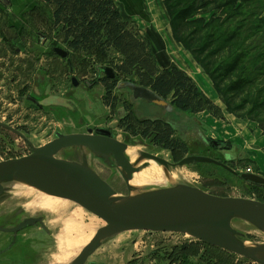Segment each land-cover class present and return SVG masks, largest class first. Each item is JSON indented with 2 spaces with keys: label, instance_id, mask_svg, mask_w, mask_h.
<instances>
[{
  "label": "rangeland",
  "instance_id": "374dc122",
  "mask_svg": "<svg viewBox=\"0 0 264 264\" xmlns=\"http://www.w3.org/2000/svg\"><path fill=\"white\" fill-rule=\"evenodd\" d=\"M35 1L41 4L43 11L41 16L36 13L33 15L36 31L47 34V38L52 44L57 45L59 43L62 45L61 35L57 33V29L51 27V21L49 20L50 8L44 5L42 0ZM209 16V12L204 15L206 19L209 18ZM34 39L35 42L33 43L35 44L39 39L38 33L35 35ZM19 45L23 48H28L26 42H24V45L21 43H19ZM24 52L23 56L15 57L12 49L8 47L7 53L4 51L0 53V122L21 129L20 131L25 134L35 146L43 145L52 140L55 131L63 133L83 132L86 126L92 128L103 127L115 133L119 140L128 142L130 139H136L139 143L136 142L133 144L139 149L156 154L169 161L176 162L184 156L189 155L190 152H195L197 148L202 147L201 145L204 144V142L207 143L206 139L208 138L230 144L231 149H226L221 152L220 150L215 151L216 149L211 146L210 148L214 150H210L209 148L204 149L203 147L202 149L207 151V153L203 155L216 160L221 159L222 156L225 158L224 155H229L231 158L228 159L229 161L227 163L237 173H245L246 170L249 169L251 173L264 175V145L253 143L256 138L258 139L260 136H264V126H260L255 121L241 119L251 123V126H249L251 136L248 138V141H237L234 139L235 136L233 134H225L223 128H220L214 122V120H223L224 115L222 112L221 117L217 118L206 111V114L208 115L209 113L212 119L210 118L208 123L205 124L199 116L198 118L191 113H178L174 110L168 112L155 104L148 103L144 99H136L137 101H133L134 98L132 99L129 89L118 88L117 95H120L119 97L132 102V105L135 104L139 113L137 116L138 118L157 117L165 118L166 120L172 119L174 121V124H172L175 132L174 136L184 143L185 150L188 152L184 154L182 151L164 149L154 144L150 138L131 136L125 133L118 125L119 120L117 115H115V111H112L111 108L107 107L102 101V96L104 95L103 86L98 85L97 82L96 67L102 66V62H118L119 58L114 52H109L106 57L100 58L102 61L98 60L99 58L97 59L95 53H90L92 55H88L76 52L77 54H74V56L78 57L81 61V65L77 64L76 72V75L82 83V89L79 90L71 89L68 81V72H65L60 65L54 63V66L60 67H55L54 69L51 68V65L50 67L44 65L46 66L44 69L46 71L45 73H48V94L51 96L49 103L44 108H37L35 106L30 107L25 105V103H21L20 101L17 103L13 102L11 96H17L16 90L21 83L27 81V85L31 87L33 85V79H36V75H38L36 73L41 70L44 71L42 68L43 65L40 66L37 63L35 54V58H33V69L28 71L29 67L27 64L32 62L27 55L28 53L26 51ZM14 64H16V66H14ZM103 65L110 66L108 64ZM18 69L22 70L19 71ZM11 76L19 79L16 84L12 85V94L9 93V89L5 86ZM133 78V76H123L119 81L124 79L128 81ZM84 82L91 84L88 91L86 89L88 86H86ZM253 130H256V132ZM29 152V146L20 137L6 129L0 128V160L20 157L27 155ZM92 164L101 177L106 179L117 192L121 194L127 193L125 182L119 170L113 164L102 161L99 158H93ZM182 169L188 174L190 184L212 194L231 196L242 195L264 199L263 186H253L247 181L239 180L232 173H229V171L220 170L215 165L201 164L196 170L191 168ZM9 197L10 196L6 197L5 201L0 204L1 210L6 211L8 207H14L15 215L18 218L22 216H31L30 208L25 209L28 203L13 204L9 201ZM69 206L73 209L79 208L78 212L80 216L85 217V222H88L87 219L90 217H96L73 202L69 204ZM20 209H23V211H20ZM52 216H54V218ZM56 217L55 214H49L46 222L49 224L55 223L57 221ZM89 225H91V228L93 227V233L94 229L99 227L95 223ZM59 229V226L55 227L56 232L60 231ZM88 234L87 232L83 239L89 237ZM0 235L2 236L1 240L5 241L6 235L1 233ZM51 235L52 232L49 235L38 227H28L23 231L22 239L28 242L22 244H27L30 249L28 247L25 248L27 250H32L37 255L32 264H40L42 257L46 258V255L53 252L54 241ZM247 237L255 242L263 241L262 237L252 233L247 234ZM113 238L115 239L112 241L109 248H107L105 244L112 238L105 241L90 256L89 261L103 264H208V257L210 256L212 261H216L219 264L225 262L221 252L210 250V254L203 255V253L208 250L205 251L206 247L204 245L179 233L127 231ZM238 258L239 257L236 259ZM68 261L65 264H67Z\"/></svg>",
  "mask_w": 264,
  "mask_h": 264
},
{
  "label": "water",
  "instance_id": "95a60500",
  "mask_svg": "<svg viewBox=\"0 0 264 264\" xmlns=\"http://www.w3.org/2000/svg\"><path fill=\"white\" fill-rule=\"evenodd\" d=\"M52 51L62 58L69 54L67 49L57 46H53ZM96 70L98 76L109 79L119 76L111 66H98ZM71 82L78 84L75 77H71ZM118 88H129L134 99H144L168 112L173 110L153 91L131 81L119 82ZM0 127L18 135L30 148L27 155L0 160V204L6 199V186L18 182L38 194L73 202L104 222L94 229L91 239L67 264L89 263L92 252L100 244L127 231L179 233L255 264H264V201L242 195L212 194L182 180H169L167 185L134 192L127 186L128 172L140 169L142 162L148 160L165 175L167 167L191 168L206 163L253 183L264 184V176L237 173L229 165L204 155H186L172 162L117 139L115 133L103 127L86 126L83 132L55 131L52 140L39 146L6 123L0 122ZM206 141L214 149L231 147L221 141L208 138ZM126 152L133 154L136 160H127ZM93 158H103L119 170L127 193L117 192L101 177L93 167ZM232 220L248 225L249 233L262 237L263 241L255 242L247 234L233 229ZM36 225L42 228V219L27 217L15 227L0 225V232L15 233Z\"/></svg>",
  "mask_w": 264,
  "mask_h": 264
},
{
  "label": "trees",
  "instance_id": "16d2710c",
  "mask_svg": "<svg viewBox=\"0 0 264 264\" xmlns=\"http://www.w3.org/2000/svg\"><path fill=\"white\" fill-rule=\"evenodd\" d=\"M42 3L50 8L51 27L61 35L72 63L81 65L80 59L74 56L76 52L95 53L100 61L109 52L120 56L117 63L102 62L113 67L119 76L113 79L103 76L97 82L104 86V104L115 112L120 107L123 109L117 117L125 133L150 138L164 149L188 152L184 143L174 136L171 124L134 115L132 106L117 95L119 79L123 76H133L128 81L153 91L175 112L207 111L221 117L220 108L199 92L185 72L157 66L148 40L139 34L132 21L121 16L113 0H42ZM163 3L174 38L209 76L226 112L264 126V0H163ZM34 12L43 14L40 3L35 4ZM207 12L209 18L201 16ZM136 142L139 143L136 139L128 140L131 144ZM201 164L206 163L195 164L191 169L196 170ZM247 182L264 187V184ZM198 242L206 247L205 251L208 249L203 255L210 254V250L221 252L223 264H255ZM208 261V264H219L210 256Z\"/></svg>",
  "mask_w": 264,
  "mask_h": 264
},
{
  "label": "flooded vegetation",
  "instance_id": "af4514ba",
  "mask_svg": "<svg viewBox=\"0 0 264 264\" xmlns=\"http://www.w3.org/2000/svg\"><path fill=\"white\" fill-rule=\"evenodd\" d=\"M9 5L13 6L14 12L7 11V8ZM30 9L31 7L26 8V9H21L20 7L15 6V0H0L1 15L5 18V20L3 21V25L0 26V53L5 51V48L2 47L1 44L8 45V47L12 49V52L14 53L15 57H17L18 53L26 51L28 53L27 55L29 59L32 62V63L27 64V66L29 67L28 71H31L33 69V62H34L33 58H35L34 57V54H35L37 58L36 59L37 63L40 66L43 65L42 68L44 70L45 66L41 62L43 57H48L49 55L58 56L52 51V47L57 46V45L52 44L50 40L43 33H39L38 31H36V27L33 21V16L31 17V14L29 12ZM37 33H38L39 39H38V42L34 44L33 43L35 42L34 38ZM24 42H26V45L28 46V48L27 47L23 48L22 46L19 45V43L24 45ZM50 52H52V54ZM71 59H72L71 54L70 55L68 54L67 57L63 58V62L60 66L62 69L65 70V72L66 71L68 72V76H69L68 81L70 85L72 84L71 77H75L78 81V84L76 86L72 84L70 87L72 88V86H75L76 89H79V87L81 86V80L76 75L75 66L77 64H75L74 66V63H72ZM14 66H16V64H14ZM18 70L21 71L22 69H18ZM45 72H46L45 70L44 71L41 70L36 73L38 75H36V79H33V83H32L33 85L31 87L27 85V81H25L24 83H21L19 88L16 90L17 96H14V95L11 96V99L13 100V102L17 103L20 101L21 103H25V105H28L30 107L35 106L37 108H44L51 99V96L48 94L49 93V83L47 79L48 73H45ZM98 77H102V76H98ZM18 80L19 79L11 76L10 79L6 82L5 86L9 89L10 94L13 93L12 85L16 84ZM84 83L86 86H91V84H89L88 82H84ZM129 104L131 105V103ZM131 109L133 110V113L135 116L139 115L138 109L135 107V104L132 105ZM143 120L154 121L156 119L155 117H147V118H144ZM16 129H18L19 131L21 130L19 128H16ZM201 146L202 147L197 148L195 152H190L189 155H203L204 153H207V151L204 150L205 148L214 150L210 148L209 144L205 142ZM203 147L204 149H202ZM229 149H231V147L227 148V150ZM219 150L222 152V151H225L226 148H219V149H216L215 151H219ZM224 156L225 158L222 156V158L219 159V161L228 165L227 162L229 161L228 159L231 158V156L229 155L227 156L224 155ZM99 159L102 161H106L103 158H99ZM106 162L110 163L109 161H106ZM14 210H15L14 207H8L6 211L0 209V225L1 226L7 227V228L15 227L21 220L27 217L41 218L42 222L45 224V221H46V218H44L45 215L22 216L21 218H18L15 215ZM21 210L23 211V209ZM28 227L41 228L39 225L28 226ZM27 228L21 231H17L15 233L0 232L1 234L6 235V239H4L5 241L1 240L2 236L0 235V264H32L33 263L37 255L32 250L26 249L28 247L27 244H24V245L22 244V243L28 242L22 239V233ZM47 229L49 230V232L45 231L44 229L42 230L45 233L50 235L51 229L50 228H47ZM90 263L103 264V263H97L94 261H89V263L87 264H90Z\"/></svg>",
  "mask_w": 264,
  "mask_h": 264
},
{
  "label": "crops",
  "instance_id": "0c3cea01",
  "mask_svg": "<svg viewBox=\"0 0 264 264\" xmlns=\"http://www.w3.org/2000/svg\"><path fill=\"white\" fill-rule=\"evenodd\" d=\"M113 1L116 4L117 9L120 12L121 16L126 20L132 21L135 24V27L139 32V34L148 40L150 51L155 57L157 66L161 69L176 68L178 70L185 72L193 80L199 92H201L206 97L211 99L213 103L220 108L222 114L224 115V118L223 120L221 119V121L214 120L217 126L223 128V132L225 134H231V135L233 134L235 136L234 139H236L237 141L238 140L248 141V138L251 136L250 133L251 130L249 129L251 123L247 121H243L235 117L233 114L226 112L225 105L220 100L209 76L204 73L203 69L198 65V63L195 61V59L190 54V52L186 50L183 47V45L174 38L173 31L170 25V20L166 8L164 6L163 0H113ZM36 3L37 1L35 0H15V6L20 7L21 9H26L31 7L29 11L31 17L35 13L34 7ZM7 11L14 12L13 6L9 5ZM205 14L206 13H203L201 14V16H204ZM262 15L264 17V12ZM4 20L5 18L1 15V11H0V26L3 25ZM44 35L47 37V34ZM58 45L61 44L58 43L57 46ZM62 45L59 47L63 49H67L64 45H63L64 47ZM1 46L5 48L4 52H6L8 45L1 44ZM23 55H24L23 52H20L18 53L17 56H23ZM69 55H70V51H69ZM116 55L120 59V56L118 54ZM41 62L44 65H47V67H50L51 65V68L54 69L55 67L57 68L59 67V66H54V63L61 65L63 62V58L59 56L49 55L48 57H43ZM75 70L77 72V65L75 66ZM101 76L103 77V75ZM97 78L100 77H98L97 75ZM98 85L103 86L101 82H98ZM89 87L91 86H88V88H86L87 91ZM71 89L79 90L82 89V86H80L79 89H76L75 86H72ZM103 92H104V86H103ZM120 98L122 99V97ZM122 100L127 101V99L126 100L122 99ZM102 101H103V96H102ZM133 101H137V100L133 99ZM127 102L131 103L132 106V102L130 101ZM122 110L123 109L121 107L118 108V110L115 112L116 113L115 115H117V113L118 114L121 113ZM206 113H207L206 111H202L191 114L193 116L194 115H196L197 117L199 116L203 120V122L207 124L212 116L209 113L208 115ZM155 119H161L171 125L174 124L173 123L174 121L172 119L166 120L165 118H157V117H155ZM253 131L256 132V130ZM253 143L263 146L264 136H260L258 139L256 138Z\"/></svg>",
  "mask_w": 264,
  "mask_h": 264
},
{
  "label": "bare ground",
  "instance_id": "6f19581e",
  "mask_svg": "<svg viewBox=\"0 0 264 264\" xmlns=\"http://www.w3.org/2000/svg\"><path fill=\"white\" fill-rule=\"evenodd\" d=\"M124 156L129 161L136 160V157L129 152L124 153ZM142 163L143 166L140 169H131L128 172L129 178L127 180V186L131 192L146 187L164 186L168 184L169 180H182L190 183L188 174H186L182 168L167 167V174L165 175L161 168H159L152 160ZM8 196H10L8 198L9 201L13 204L28 203V205L25 206V209L30 208L29 210L31 212V216L45 215L44 218L46 219L49 214H55L57 216V221L55 223L49 224L46 221L45 224L43 223L44 225L42 229L47 232H49L47 228L51 229V237L54 241V250L50 254L46 255V258L42 257L40 264H65L91 239L93 235V227L91 228V225L89 224L95 223L97 226L104 225L103 220L97 217H90L87 219L88 222H85V217L80 216L78 212L79 208L73 209L69 206L72 202L69 203V201L66 200L44 196L27 190L23 184L18 182H13L6 186V197ZM52 217L54 218V216ZM230 225L233 229L240 233L248 234L251 230L248 225L237 220L230 221ZM58 226L60 231L56 232L55 227ZM87 232L89 233V237L83 239ZM114 239L115 238H112L109 242H107V244H105L107 248L111 246ZM102 244H100L92 252V254Z\"/></svg>",
  "mask_w": 264,
  "mask_h": 264
},
{
  "label": "built area",
  "instance_id": "2783aa9c",
  "mask_svg": "<svg viewBox=\"0 0 264 264\" xmlns=\"http://www.w3.org/2000/svg\"><path fill=\"white\" fill-rule=\"evenodd\" d=\"M250 172H251V171H250L249 169H247L245 173H250Z\"/></svg>",
  "mask_w": 264,
  "mask_h": 264
}]
</instances>
